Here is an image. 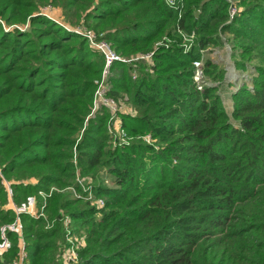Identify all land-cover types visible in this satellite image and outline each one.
<instances>
[{"label": "trees", "instance_id": "16d2710c", "mask_svg": "<svg viewBox=\"0 0 264 264\" xmlns=\"http://www.w3.org/2000/svg\"><path fill=\"white\" fill-rule=\"evenodd\" d=\"M179 1L181 13L164 0H0V264L22 245L25 264H67L69 237L84 241L71 264H264V0L230 23L227 0ZM77 28L124 58L154 52L111 67L105 96L129 106L115 113L124 136L107 106L94 111L104 58ZM221 31L255 46L235 44L257 61L252 88L231 97L236 125L218 88L192 79ZM183 32L196 37L187 53ZM163 37L174 42L154 50ZM217 69L204 64L220 82ZM29 197L41 216L14 209ZM18 217L21 234L8 228Z\"/></svg>", "mask_w": 264, "mask_h": 264}, {"label": "built area", "instance_id": "2783aa9c", "mask_svg": "<svg viewBox=\"0 0 264 264\" xmlns=\"http://www.w3.org/2000/svg\"><path fill=\"white\" fill-rule=\"evenodd\" d=\"M164 1L169 8H171L174 11H179L181 13L182 4L179 0H164ZM180 13H179V17H180ZM237 13H238V11L235 7H232V6L229 7V9H228V20H229V22L228 23H230L231 21L234 20ZM76 32L85 36L89 40V42L91 43V46L94 49L98 50V52L104 58V66H103L102 73H101V79L98 83V89L96 92V101H95L94 111L97 110V108L100 104L107 106L113 115L115 131L122 134V131L120 129V121H119V119H117V117H115V113L117 111H119V109L111 99H109L105 96L106 92L109 90L108 77L110 75L111 67L115 62H121V63L129 64V63H132V62H135L138 60L150 61L154 52H149L147 54L137 55L135 57H130L127 60V59H124V58L120 57L119 55H117L111 49L110 45L105 40H103L101 38L97 39L96 35L93 32H89V31H85V30H77ZM191 37H193V40H194V37H195L194 34H191ZM182 40H184L183 45H182L184 52L185 53L190 52L192 39L190 38V36H184L182 33ZM163 42L161 43L160 46H165L167 48L168 45L166 43H169V42H165V44ZM160 46H157L155 48V50H157ZM192 66L194 68L192 79H193V83L195 85L196 90L202 92L205 88L211 87V85L206 80L204 67L201 64V62L200 61H193ZM122 136H124V135L122 134ZM144 139L147 143L150 142L149 137H146ZM9 185L10 184H8V186ZM84 192L88 194V195H86V197L84 199L87 201H90L92 205L97 206V207H102L104 205V201L102 199H96L95 198L91 186L85 187ZM10 193H12V192L10 191ZM75 193H76V191H75ZM78 197H80V196H78ZM14 209L16 210L18 215H20L22 213H29L35 217H39L42 215V214L38 213L37 200L35 197H29L26 203L22 204L20 207L14 206ZM43 209H44V207H43ZM43 209H42V211H43ZM20 222H21L20 217H18L16 223L11 225V226H8V228L11 231H14L18 234H21L22 225ZM67 222H68V220H67ZM68 241L70 242L71 246L69 248L65 249L64 259H65L67 264L76 263V261L78 259L77 251L79 250V248L81 246L84 245V241L83 240L79 241L78 239H76L74 237H69ZM10 247H11V244L4 235L3 236V242L0 243V256H2L7 250H9ZM26 259H27V254L25 251V246L22 245L20 260L15 261L16 263H14V264H25Z\"/></svg>", "mask_w": 264, "mask_h": 264}, {"label": "rangeland", "instance_id": "374dc122", "mask_svg": "<svg viewBox=\"0 0 264 264\" xmlns=\"http://www.w3.org/2000/svg\"><path fill=\"white\" fill-rule=\"evenodd\" d=\"M203 1H206V0H203ZM227 1L229 4L228 9L230 6H232V7H235L238 12L242 8L241 5L244 6V4L251 2V0H227ZM228 9H227V13H228ZM40 10L42 12L48 14L52 18L57 19L59 22L65 21V18L63 15V10L61 7H58L57 5L56 6H52V5L43 6L42 8H40ZM198 12L199 11H197V13ZM195 14H196V12L194 11V15ZM228 22H229V20H227V23ZM233 26H234V24H233ZM235 26L237 27V25H235ZM27 28L28 27L25 26V29H27ZM77 30H83V29L77 28L76 31ZM89 32H93L96 35L97 39H99V38L102 39V34H98L97 32L92 31V30H89ZM192 34H194V33H192ZM183 35L184 36H190V38L192 39L191 49L194 47H197V43L195 41L196 37H194V40H193V37H191V35H187L184 32H183ZM163 39L165 40L168 38L163 37L160 41L156 42L154 44V50L157 46L161 45V43L164 41ZM168 40H169V42H174L173 40H170V39H168ZM183 41L184 40H182V42ZM245 42H248V41L243 40L241 38H237V36H233L231 34V32H224L223 33L221 31V32H219V43L220 44L217 46H214V45L205 46L204 49L199 50V59L194 60V61H200L201 64L203 65V67H204L205 62L210 60L215 66L218 67L217 73L219 75V78H221L222 81L219 82L218 79L214 80L209 75H206V73H205V77H206L207 82L211 86L218 88L217 94H219L221 101L223 103L224 110L229 115L230 122L233 125H236V122L234 119H232V116H231V114L233 113V109H234V103H233V100L231 97H232V95H235L238 92V90L241 89V87L243 85L248 86L247 88H250V89L252 88V79L255 76L254 65L257 63V61H247L245 57L241 56V54H240L241 51L237 47L238 45L235 46L236 43H245ZM245 44L249 45V47H255L254 45H250V43H245ZM90 46H91V43H90ZM117 55H119V54H117ZM120 57H122V56H120ZM122 58H124V57H122ZM124 59L128 60L129 58H124ZM240 61L245 64V69H239L237 67V63H240ZM117 105L116 106L118 107L119 111L123 110L124 112H129V109H123V108L129 107L128 105L122 104V103H121V105L120 104H117ZM113 129L114 128H111V130H113ZM113 132H114V130H113ZM114 133H115V135L118 134V132H114ZM28 181L34 182V179H29ZM8 188H9V191L12 192V190L9 186H8ZM14 263H16V262H14Z\"/></svg>", "mask_w": 264, "mask_h": 264}]
</instances>
